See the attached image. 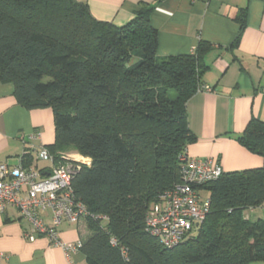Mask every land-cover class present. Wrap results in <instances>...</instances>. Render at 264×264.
Returning <instances> with one entry per match:
<instances>
[{
    "label": "trees",
    "instance_id": "1",
    "mask_svg": "<svg viewBox=\"0 0 264 264\" xmlns=\"http://www.w3.org/2000/svg\"><path fill=\"white\" fill-rule=\"evenodd\" d=\"M152 10L143 4L115 26L76 0H0V82L12 84L26 110L52 111L55 140L46 149L54 164L71 151L89 160L72 180L89 213L79 242L85 264H264V218L250 217L264 208L258 119L236 142L261 167L195 187L209 212L178 245L166 248L147 230L151 208L183 182L180 158L197 140L186 103L204 86L211 50L200 41L187 55L159 57Z\"/></svg>",
    "mask_w": 264,
    "mask_h": 264
},
{
    "label": "crops",
    "instance_id": "2",
    "mask_svg": "<svg viewBox=\"0 0 264 264\" xmlns=\"http://www.w3.org/2000/svg\"><path fill=\"white\" fill-rule=\"evenodd\" d=\"M76 1L85 4L95 20L115 26L129 22L141 5H150L159 57L187 55L200 41L208 43L211 50L205 54L207 70L201 80L212 91L198 92L186 103L188 128L197 138L186 148V156L210 159L222 172L261 167L262 158L240 146L236 137L251 119L264 122V0ZM241 12L245 14L242 29ZM237 36V43L230 46ZM54 140L52 111L26 110L16 103L12 84L0 82V162L47 169L50 164L36 161L32 149L46 148ZM24 156L31 159L29 164L23 162ZM263 213L264 208H259L250 217ZM41 217L50 224L49 211ZM29 231L15 207L0 212V264H85L81 252L66 261L43 236L35 235L30 242L25 238ZM58 234L66 243L83 241L85 220L63 223Z\"/></svg>",
    "mask_w": 264,
    "mask_h": 264
},
{
    "label": "built area",
    "instance_id": "3",
    "mask_svg": "<svg viewBox=\"0 0 264 264\" xmlns=\"http://www.w3.org/2000/svg\"><path fill=\"white\" fill-rule=\"evenodd\" d=\"M202 86L198 92H211ZM34 150L36 161L47 162L50 167L37 170L22 164L9 166L0 162V212L7 206L15 207L29 224L25 238L32 242L35 235L43 236L50 245L59 248L66 261L80 252L81 243L70 244L59 238L58 229L63 223H78L89 216L85 206L75 198L72 180L80 164L89 160L77 153L53 159L45 147ZM180 185L165 192L146 217L149 233L160 240L166 248H172L184 240L196 226L201 224L209 212L210 201L200 187L217 179L222 171L210 159H195L183 155ZM50 212V224H46L41 213ZM2 255L0 254V258Z\"/></svg>",
    "mask_w": 264,
    "mask_h": 264
},
{
    "label": "rangeland",
    "instance_id": "4",
    "mask_svg": "<svg viewBox=\"0 0 264 264\" xmlns=\"http://www.w3.org/2000/svg\"><path fill=\"white\" fill-rule=\"evenodd\" d=\"M68 153H75V152H73V151H71V152H68ZM201 195H203V196H206L205 194H203V192H201ZM262 211V210H261ZM264 216V213H263V215H261L260 217H263ZM264 218V217H263Z\"/></svg>",
    "mask_w": 264,
    "mask_h": 264
}]
</instances>
